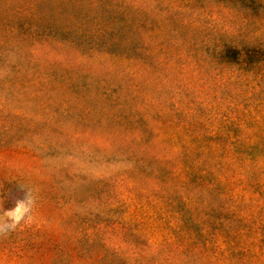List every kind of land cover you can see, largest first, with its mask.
Returning <instances> with one entry per match:
<instances>
[{
  "label": "rangeland",
  "instance_id": "374dc122",
  "mask_svg": "<svg viewBox=\"0 0 264 264\" xmlns=\"http://www.w3.org/2000/svg\"><path fill=\"white\" fill-rule=\"evenodd\" d=\"M251 1L0 0V67L12 68L0 82V264H207L191 250L145 257L140 242L132 255L113 220L135 212L139 232L165 233L143 212L153 170L180 158L140 153V128L264 133L236 123L264 104V0ZM226 46L240 62L222 59ZM249 48L259 64L245 62ZM259 160L243 176H264ZM84 217L104 222L91 246L71 236Z\"/></svg>",
  "mask_w": 264,
  "mask_h": 264
},
{
  "label": "trees",
  "instance_id": "16d2710c",
  "mask_svg": "<svg viewBox=\"0 0 264 264\" xmlns=\"http://www.w3.org/2000/svg\"><path fill=\"white\" fill-rule=\"evenodd\" d=\"M243 52L245 62H254L253 65L261 62L252 59L259 54L257 48L256 51L249 48ZM219 55L226 62L241 61L240 51L229 46L222 47ZM3 69L0 67V82L12 72L10 67ZM254 111L258 113L246 112L241 118H236V123H263L264 104L254 107ZM140 121L145 124V121ZM230 126L235 125L230 123ZM142 130L134 133L140 153L153 146H170L172 155L180 158L174 166H171V161H164L153 170L157 176L151 177L152 191L145 202L147 211L143 212L146 214L143 217L159 220L165 233L151 240L150 235L139 232L134 212L123 218L127 220L125 223L122 218L113 220L120 227L116 240L122 242L128 236L126 239L132 248L131 254L136 256L139 248L136 244L140 242L145 257L168 258L189 254L191 250L194 256L198 255L207 264H264V213L260 212L264 202L257 197L258 193L262 195L264 192V176H243L245 169L250 174L263 163L259 158L264 159V151L253 152L264 143V133L255 135L231 131L224 134L215 130L193 135V131L182 128L169 133L159 130L145 134ZM167 149L170 150L169 147ZM136 165L139 170L143 169L141 162ZM228 167L234 168L235 176H225L222 171L218 176H212L217 169ZM163 173L167 176L157 178ZM121 180L125 183L127 178ZM158 182L169 188L160 187ZM172 182L176 185L171 186ZM132 183L136 185V182L130 181V187ZM211 196L216 198V204L211 203ZM130 199L133 200L132 197ZM136 206L139 208L140 204ZM103 224L102 221L91 226L89 219L84 217L75 227L72 225V239L91 246L93 239L97 241L96 237L104 232ZM105 249L102 246L96 254L103 255Z\"/></svg>",
  "mask_w": 264,
  "mask_h": 264
},
{
  "label": "clouds",
  "instance_id": "9594fccd",
  "mask_svg": "<svg viewBox=\"0 0 264 264\" xmlns=\"http://www.w3.org/2000/svg\"><path fill=\"white\" fill-rule=\"evenodd\" d=\"M17 207H19V204L17 205ZM15 223H18L20 219H23V215L21 217H18V218H13ZM15 223L13 226H15Z\"/></svg>",
  "mask_w": 264,
  "mask_h": 264
}]
</instances>
